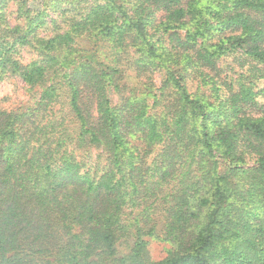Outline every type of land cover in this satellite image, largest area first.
Instances as JSON below:
<instances>
[{
    "label": "trees",
    "instance_id": "obj_1",
    "mask_svg": "<svg viewBox=\"0 0 264 264\" xmlns=\"http://www.w3.org/2000/svg\"><path fill=\"white\" fill-rule=\"evenodd\" d=\"M36 1L27 35L50 2L61 29L35 34L40 57L23 63L11 45L27 35L10 41L0 0V74L41 89L26 109L0 107V264H264V0ZM149 25L167 35L162 53ZM93 31L161 65L183 58L215 101L189 91L173 60L152 104L114 106L120 71L78 58L76 38ZM229 55L239 78L219 83ZM91 147L104 165L77 158ZM149 238L170 244L164 258Z\"/></svg>",
    "mask_w": 264,
    "mask_h": 264
},
{
    "label": "rangeland",
    "instance_id": "obj_2",
    "mask_svg": "<svg viewBox=\"0 0 264 264\" xmlns=\"http://www.w3.org/2000/svg\"><path fill=\"white\" fill-rule=\"evenodd\" d=\"M66 4L63 3V7ZM29 5L41 9L45 8V6H42V2H33V0H28L27 4H19V0H11L8 4L6 23L10 32V41H14L15 37L17 39L27 35L23 29L26 23L23 12L28 9ZM51 9H56L53 2H50L48 14L51 19L48 20L47 25L38 27L32 34L27 35L26 39L23 38L22 41H16V44L14 42V45H11V53L23 63H30L40 57L41 50L33 38L35 34L38 36H51L61 29V18L57 17V14L50 12ZM53 19L55 21H52ZM0 22L5 28V22L1 20ZM149 26L146 31V38L155 48L157 47L159 49L158 53H162V49L168 45L166 44L167 41H165L167 35ZM184 32L185 30L181 31V33ZM131 41L126 40L127 45L116 46L111 39L105 37L104 34H99L98 31L85 33L76 38L75 45L79 49V60H95L102 64L113 66L120 71L117 75V83H119L120 88L115 89L112 87L110 89V98L114 106L120 105L126 98L132 95H147L150 104H152L153 96L159 92V87L163 85L166 79L165 67L166 65L173 64V60H179L175 67L181 69L184 76L187 75L185 83L189 91L204 94L207 100L211 102L215 101L211 83L204 84L202 78L194 73L190 77L188 76L189 72H187L185 65L187 63L186 60H183V58L177 59L175 55H172L166 57L161 65L162 62H159L153 57L148 58L144 54L145 50L143 46H140V44H132ZM138 42L141 43L142 40H138ZM139 48H142V50ZM220 66L219 83L226 79L236 81L239 78L241 69L237 64L235 55L223 57ZM40 91L41 89L39 87L28 86L18 74H0V107L3 109H26L35 102ZM75 153L79 160L82 159L85 161L87 167L96 165L97 163L101 165L105 163L102 148L91 147L88 149H77ZM149 241L151 255L154 259L159 260L167 255L168 249L170 248L169 243L155 238H149Z\"/></svg>",
    "mask_w": 264,
    "mask_h": 264
}]
</instances>
